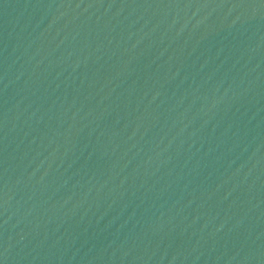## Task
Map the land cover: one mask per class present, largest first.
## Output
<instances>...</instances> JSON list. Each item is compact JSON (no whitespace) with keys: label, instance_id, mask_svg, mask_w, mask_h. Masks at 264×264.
Here are the masks:
<instances>
[{"label":"water","instance_id":"95a60500","mask_svg":"<svg viewBox=\"0 0 264 264\" xmlns=\"http://www.w3.org/2000/svg\"><path fill=\"white\" fill-rule=\"evenodd\" d=\"M0 264H264V0H0Z\"/></svg>","mask_w":264,"mask_h":264}]
</instances>
